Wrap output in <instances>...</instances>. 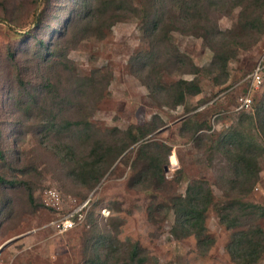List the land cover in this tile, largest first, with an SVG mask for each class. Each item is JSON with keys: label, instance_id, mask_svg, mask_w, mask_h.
Wrapping results in <instances>:
<instances>
[{"label": "rangeland", "instance_id": "374dc122", "mask_svg": "<svg viewBox=\"0 0 264 264\" xmlns=\"http://www.w3.org/2000/svg\"><path fill=\"white\" fill-rule=\"evenodd\" d=\"M101 1L0 0V176L10 181L0 182V264H264V239L250 262L230 249L238 233L264 231V67L261 84L249 77L264 65V9L214 0L209 21L185 22L169 0H120L121 10ZM207 25L223 34L207 37ZM181 79L200 92L175 105L170 89ZM247 93L251 106L237 109ZM100 141L122 151L91 186L73 174L74 160ZM227 149L251 151L252 184H237ZM153 151L160 175L144 174ZM198 184L210 191L204 246L173 230L172 200ZM73 209L81 220L57 233L50 222Z\"/></svg>", "mask_w": 264, "mask_h": 264}, {"label": "trees", "instance_id": "16d2710c", "mask_svg": "<svg viewBox=\"0 0 264 264\" xmlns=\"http://www.w3.org/2000/svg\"><path fill=\"white\" fill-rule=\"evenodd\" d=\"M120 0H107V2H103V5H106V3L110 6H113L115 10L122 9V5L119 3ZM129 5L131 4L130 0H127ZM154 5L156 3H160L161 0H154ZM172 7L174 9L179 8L180 14L178 19L180 21L185 22H193V21H209L207 17V7H214V0H188V1H180V0H169ZM102 3L101 0H93V4L98 6V4ZM253 7L254 10H258L261 12L262 9H264V0H249L248 3L243 7L242 10H245L249 7ZM80 11H84V3L80 6ZM95 9V8H94ZM98 11V10H96ZM247 11V10H246ZM94 12L93 9H89L88 12H85L84 15L86 18L92 17V13ZM243 13V12H242ZM241 13V14H242ZM77 14V13H76ZM260 15V14H259ZM257 16L256 18H260V16ZM84 18V17H83ZM164 17L161 13L157 18H152L151 25L149 27V31L154 33H158L160 30V25L163 23ZM171 21V18H170ZM173 22V21H172ZM171 22V23H172ZM257 20H248L244 21L241 25L243 29H252L256 27ZM197 27V26H196ZM242 29V28H241ZM158 31V32H157ZM204 31L207 37L209 35L217 36L220 34H223L220 31H217L216 28L212 26H205ZM217 40V37L214 38ZM40 45L43 47L46 45L44 41L42 40L40 42ZM38 55L39 52L37 53ZM52 54V52H51ZM228 57H223L221 59V66L224 67L226 65ZM264 67V65H263ZM47 87H50L51 85L49 83L46 84ZM170 92H172L173 96V104L179 105L184 101L185 95L187 93L189 94H198L200 92V87L198 84L193 80H178L173 87H171ZM264 112V110H263ZM262 122H264V116L262 117ZM136 129L140 130L141 127H135ZM132 128L127 129L124 131L127 136L130 138V143L136 142L139 137L135 136L132 133ZM143 133L140 132V135ZM225 141H227V144L230 146H233V150L237 149L238 145L235 143V138L231 135L228 136ZM238 137V136H237ZM239 138V137H238ZM242 142H239L238 146H241ZM154 145V143H144L139 147L138 154L141 156V158L145 159V155L147 152V147ZM231 149V148H230ZM122 150L120 149V146L118 145H110L107 144L105 141L96 142L93 144L92 148L90 149V153L87 154V156H84L82 158H77L74 160V168L73 171H75L73 174L75 177L78 178V176H83L85 179L91 180V186L96 184L102 173H100L99 168L101 167L100 164H102L104 161L107 160L109 156L113 157V160L120 154ZM227 152H229L231 156V159H235V167H236V173L237 176L240 177L242 180L238 181L237 184H240L244 182L245 180L251 181V184L254 181V178L257 174V165L254 157L252 156V153L249 149L243 150L242 152H234L232 153V150L227 149ZM238 151V150H237ZM154 156L150 157L147 161L146 165V171L144 174L147 173V171H151L154 175H160V172L162 171V162L159 154L155 153L157 151H153ZM67 154L68 155H74L73 150L71 148H67ZM4 155L2 150L0 149V159H3ZM83 180V179H82ZM0 182L1 183H9L10 181H6L2 176H0ZM187 197H176L172 200L175 214H176V221L173 227V230L177 236H187V235H193L195 236L200 246H204L205 244L212 243V240L206 235L205 230L206 227L204 225V220L202 217V214L207 208L209 199H210V191H204L203 185L198 184L195 187H190ZM234 225V224H232ZM264 239V231L258 229V231L252 236H250L246 232H240L236 235L234 240L232 241V244L230 246L231 252L234 256H237L238 259L241 261H252L251 259H254L255 253L258 250V248L261 245V242ZM137 248L134 247L132 250V256L134 257L137 253ZM136 264H141L140 260H137Z\"/></svg>", "mask_w": 264, "mask_h": 264}, {"label": "built area", "instance_id": "2783aa9c", "mask_svg": "<svg viewBox=\"0 0 264 264\" xmlns=\"http://www.w3.org/2000/svg\"><path fill=\"white\" fill-rule=\"evenodd\" d=\"M262 67H263V65L258 63L256 68L249 75V77L251 78V85L258 86L259 84H261V82H262L261 68ZM251 104H252V98H251L250 94L249 93L242 94L241 96H239V98L237 100V109H248L251 106ZM48 194L50 195L49 198L59 200V196L55 191L48 190ZM88 203H89V200H87L85 203H83V205L80 207V209L85 207ZM80 209H78V210L73 209L72 211H70L66 215L57 216L56 218H54L50 222L51 227L57 233H62V232H65L69 229H72L81 220L80 216L82 214H79V212H77ZM76 214L78 215L77 218H76Z\"/></svg>", "mask_w": 264, "mask_h": 264}]
</instances>
